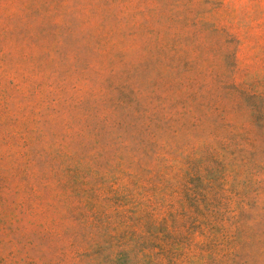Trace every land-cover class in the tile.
Wrapping results in <instances>:
<instances>
[{"label": "rangeland", "instance_id": "1", "mask_svg": "<svg viewBox=\"0 0 264 264\" xmlns=\"http://www.w3.org/2000/svg\"><path fill=\"white\" fill-rule=\"evenodd\" d=\"M0 264H264V0H0Z\"/></svg>", "mask_w": 264, "mask_h": 264}]
</instances>
